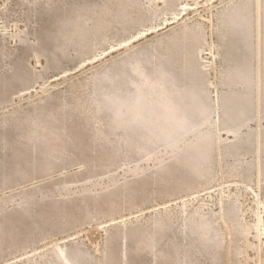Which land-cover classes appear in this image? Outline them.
<instances>
[{
  "label": "rangeland",
  "instance_id": "rangeland-1",
  "mask_svg": "<svg viewBox=\"0 0 264 264\" xmlns=\"http://www.w3.org/2000/svg\"><path fill=\"white\" fill-rule=\"evenodd\" d=\"M132 1L0 0V264H264L262 0Z\"/></svg>",
  "mask_w": 264,
  "mask_h": 264
},
{
  "label": "bare ground",
  "instance_id": "bare-ground-1",
  "mask_svg": "<svg viewBox=\"0 0 264 264\" xmlns=\"http://www.w3.org/2000/svg\"><path fill=\"white\" fill-rule=\"evenodd\" d=\"M67 1H68V0H67ZM109 1H110V0H109ZM121 1L124 2V1H127V0H121ZM129 1H132V0H129ZM76 2H77V1H76ZM103 2H104V1H103ZM116 2H117V1H116ZM123 2H122V3H123ZM132 2H133V1H132ZM136 2H137V1H136ZM244 3H245V2H244ZM261 3H263V5H261V6H263V8H264V1L262 0ZM70 4H71V3H70ZM126 4H127V3H126ZM52 5H53V4H52ZM63 5H64V3H63ZM123 5H125V3H124ZM240 5H241V4H240ZM247 5H248V4H247ZM249 5H250V4H249ZM249 5H248L247 7H249ZM49 6H50V5H49ZM54 6H55V5H54ZM61 6H62V5H61ZM61 6H60V7H61ZM64 6H65V5H64ZM100 6H101V5H100ZM117 6H118V5H117ZM119 6H121V5L119 4ZM245 6H246V5H245ZM70 7H71V5H70ZM242 7H243V6H241V8H242ZM47 8H48V7H47ZM52 8H53V7H52ZM56 8H57V7H56ZM65 8H67V7H65ZM104 8H105V7H104ZM113 8H114V7H113ZM115 8H116V7H115ZM120 8H121V7H120ZM238 8H240V6H239ZM238 8H237V10H239ZM249 8H250V7H249ZM101 9H102V8H101ZM117 9H118V8H117ZM117 9H116V10H117ZM124 9H127V7H125ZM235 9H236V8H235ZM244 9H246V7H245ZM33 10H34V9H33ZM118 10H119V9H118ZM121 10H122V9H121ZM230 10H234V8H233V9H230ZM240 10H241V9H240ZM261 10L264 11L263 9H261ZM34 11H35V10H34ZM38 11H39V10H38ZM40 11H41V10H40ZM44 11H46V10L44 9ZM66 11H67V10H66ZM243 11H244V10H243ZM249 11H250V10L248 9V12H249ZM49 12H51V11L49 10ZM55 12H56V11H55ZM58 12H59V10H58ZM123 12H124V11H123ZM230 12H231V14H232L233 11H230ZM230 12H229V14H228V12H227V14L230 15ZM234 12H235V11H234ZM237 12H238V11H237ZM250 12H251V11H250ZM59 13H60V12H59ZM61 13H62V11H61ZM65 13H66V12H65ZM65 13L63 12V14H58V15H56V16L54 15V16H55V17H60V16H63V15H66V14L69 13V12L67 11V13H66V14H65ZM238 13L240 14L241 12H238ZM242 13H243V12H242ZM242 13H241V14H242ZM33 14L35 15L34 12H33ZM43 14H44V13H43ZM43 14H42V15H43ZM47 14H48V13H47ZM236 14H237V13H235V14H233V15L235 16ZM239 14H238V16H243V15H241V14L239 15ZM247 14H249V13H247ZM37 15L40 16L41 14H40V15H39V14H36L35 16H37ZM45 15H46V14H45ZM48 15H49V14H48ZM48 15H47V16H48ZM262 15H263V18H262V22H263V21H264V14H262ZM262 15H261V16H262ZM52 16H53V13H52ZM54 16H53V17H54ZM234 16H233V17H234ZM246 16H247V15H246ZM246 16L243 17L242 20H244V18H245V20H246V19H247ZM249 16H250V15H249ZM43 17H44V16H43ZM43 17H42V18H43ZM229 17H230V19H231L232 16L230 15ZM229 17H228V18H229ZM39 18H40V17H39ZM42 18H41V19H42ZM228 18H227V19H228ZM234 18H236V16H235ZM240 18H241V17H240ZM240 18H239V19H240ZM37 19H38V18H37ZM250 19H251V18H250ZM42 20H43V19H42ZM42 20H41V21H42ZM228 20H229V19H228ZM232 20H234V19H232ZM236 20H237V18H236ZM240 20H241V19H240ZM242 20H241L240 22H243ZM248 20H249V19H248ZM234 21H235V20H234ZM55 22H56V21H55ZM57 22H58V21H57ZM57 22H56V23H57ZM224 22H225V20H224ZM226 22H228V21H226ZM236 22H237V21H236ZM245 22H246V21H245ZM56 23H55V24H56ZM67 23H68V22H67ZM67 23H66V24H67ZM70 23L72 24V21H71ZM84 23H85V22H84ZM222 23H223V22H222ZM229 23L231 24V23H233V21L231 22V20H230ZM229 23H228V25H229ZM238 23H239V21H238ZM59 24H60V23H59ZM71 24H70V25H71ZM223 24H224V23H223ZM242 24H243V23H242ZM244 24H247V23H244ZM226 25H227V24H226ZM228 25H227V26H228ZM234 25H236V23H235ZM238 25H239V24H238ZM238 25L235 26L234 28L236 29V27H238ZM247 25H248V24H247ZM263 25H264V24H263ZM74 26H75V25H74ZM222 26H223V25H222ZM227 26H225V27H227ZM242 26H243V25H242ZM242 26H241V27H242ZM250 26H251V25H250ZM261 26H262V25H261ZM55 27H56V26H55ZM63 27H64V26H63ZM244 27H245V25H244ZM65 28H66V27H65ZM222 28H224V27H222ZM229 28H231V31L233 30V27H232V26H230ZM229 28H228V29H229ZM245 28H246V27H245ZM245 28H244V29H245ZM262 28H263V27H261V29H262ZM59 29H60V28H59ZM76 29H77V27H76ZM224 29H225V28H224ZM228 29H227V30H228ZM238 29H239V28H238ZM238 29H237V31H238ZM240 29H241V28H240ZM240 29H239V30H240ZM250 29H251V28H250ZM250 29H249V30H250ZM263 29H264V28H263ZM263 29H262V30H263ZM82 30H83V29H82ZM242 30H243V29H242ZM245 30H247V28H246ZM234 31H235V30H234ZM263 31H264V30H263ZM263 31H262V33H263ZM84 32H85V31H84ZM239 32H240V31H239ZM239 32H236V33L239 34ZM245 32H246V31H245ZM245 32H244V33H245ZM61 33H62V32H61ZM78 33H79V32H78ZM229 33H230V31H229ZM234 33H235V32H234ZM240 33H241V32H240ZM242 33H243V32H242ZM242 33H241V35H243ZM247 33L249 34L250 32L248 31ZM72 34H73V32H72ZM72 34H71V35H72ZM59 35H60V34H59ZM74 35H76V34H74ZM241 35H240V36H241ZM40 36H41V35H40ZM83 36H85V35H83ZM234 36H235V35H234ZM238 36H239V35H238ZM244 36H245V35H244ZM260 36H261V35H260ZM71 37H72V36H71ZM73 37H74V36H73ZM242 37H243V36H242ZM245 37H247V36H245ZM250 37H251V35H250ZM43 38H44V37H43ZM105 38H106V37H105ZM182 38H183V37H182ZM194 38H195V37H194ZM236 38H237V37H236ZM236 38H235V39H236ZM261 38H262V37H261ZM40 39H41V38H40ZM179 39H180V38H179ZM245 39H246V38H245ZM245 39H244V40H245ZM247 39H248V38H247ZM247 39H246V40H247ZM43 40H44V39H43ZM46 40H49V41L51 42L50 44L54 43V40H53L52 37H50V34H48V36H47V38L44 40V42H45ZM217 40H218V38H217ZM242 40H243V39H242ZM244 40H243V41H244ZM262 40H263V39H262ZM49 41H47V42H49ZM180 41H181V40H180ZM229 41H230V39H229ZM236 41H237V40H236ZM236 41H233V42H236ZM243 41H242V42H243ZM250 41H251V38H250ZM250 41H249V42H250ZM47 42H46V43H47ZM177 42H179V40H178ZM177 42H176V43H177ZM239 42H240V41H238L237 43H239ZM244 42H245V41H244ZM176 43H175V44H176ZM237 43H236V44H237ZM247 43H248V41H247L246 43H244V44L246 45ZM260 43H262V42H260ZM48 44H49V43H48ZM50 44H49V45H50ZM173 44H174V43H173ZM175 44H174V45H175ZM178 44H179V43H178ZM231 44H233V43L231 42V43H230V46H231ZM241 44H242V43H241ZM244 44H242V45L244 46ZM249 44H250V46H251V42H250ZM249 44H248V45H249ZM52 45H53V44H52ZM179 45H180V44H179ZM242 45H241V46H242ZM234 46H235V45H234ZM239 46H240V45H239ZM241 46H240V48H241ZM243 46H242V47H243ZM90 47H91V46H90ZM177 47H178V46H177ZM177 47H175V48H177ZM184 47H185V46H184ZM187 47H188V46H187ZM187 47H186V49H187ZM189 47H190V46H189ZM189 47H188V48H189ZM237 47H238V46H237ZM246 47H247V46H246ZM246 47H244V48L246 49ZM261 47H262V46H261ZM175 48H174V49H175ZM182 48H183V47H182ZM228 48H229V47H228ZM235 48H236V47H235ZM238 48H239V47H238ZM238 48H236V49H238ZM240 48H239V49H240ZM248 48H249V47H248ZM174 49H173V51L176 52V50H178L179 48L176 49V50H174ZM242 49H243V48H242ZM245 49H244V50H245ZM263 49H264V48H263ZM184 50H185V49H184ZM229 50H230V49H229ZM232 50H233V49H232ZM247 50H248V49H247ZM247 50H245V51H247ZM249 50H251V48H250ZM238 51H239V50H238ZM238 51H237V52H238ZM224 52H227V51L224 50ZM237 52H235V53L237 54ZM222 53H223V52H222ZM229 53H230V52H229ZM262 53H264V52H262ZM225 54H226V53H225ZM227 54H228V52H227ZM244 54H246V52H245ZM249 54L251 55V53L248 51V54H247V55L249 56ZM220 55H221V54H220ZM222 55H223V54H222ZM239 55H241L240 52H239ZM263 55H264V54H262V55H260V56H263ZM233 56H234V55H233ZM233 56H232V57H233ZM235 56H236V55H235ZM242 56H243V54H242ZM242 56H241V58H242ZM251 56H252V55H251ZM223 57H224V56H223ZM227 57H228V59L230 58V56H227ZM227 57H226L225 60H228ZM224 58H225V57H224ZM237 58H238V57H237ZM250 58H251V57H250ZM234 59H236V58H234ZM244 59H245V58H244ZM262 59H264V58L262 57ZM151 60H152V59H151ZM165 60H166V59H165ZM239 60H240V59H239ZM242 60H243V58H242ZM248 60H249V59H248ZM232 61H233V60H232ZM246 61H247V60H246ZM227 62H229V61H227ZM236 62H240V61H236ZM262 62L264 63V60H263ZM137 63H138V62H137ZM137 63H136V64H137ZM248 63H250V62H248ZM259 63H260V62H259ZM225 64H226V63H225ZM238 64H239V63H238ZM238 64H237V65H234V63H233L235 69H237L235 66H239ZM242 64H243V62H242ZM245 64H246V62H245ZM132 65H133V64H132ZM223 65H224V64H223ZM227 65H228V63H227ZM240 65H241V64H240ZM249 65H251V64H249ZM249 65H248V66H249ZM262 66H263V65H262ZM136 67H137V66H136ZM228 67H229V66H228ZM228 67H226V68H228ZM239 67H240V66H239ZM243 67H244V66H243ZM243 67H242V68H243ZM246 67H247V65H246ZM251 67H252V66H251ZM168 68H169V67H168ZM226 68H225V69H226ZM232 68H233V67H232ZM234 68H233V70L236 71ZM247 68H248V67H247ZM263 68H264V67H263ZM263 68H262V69H263ZM230 69H231V68H230ZM248 69H249V68H248ZM248 69H247V70H248ZM250 69H251V68H250ZM237 70H238V69H237ZM240 70H241V69H240ZM109 71H110V70H109ZM121 71H122V70H121ZM159 71H160V70H159ZM249 71H250V70H249ZM249 71H248V72H249ZM227 72H228V71H227ZM237 72H238V71H237ZM237 72H236V73H237ZM239 72H240V71H239ZM241 72H242V71H241ZM245 72H246V71H245ZM248 72H246V73H248ZM251 72H252V71H251ZM111 73H112V72H111ZM232 74H233V72H232ZM240 74H241V73H240ZM242 74H243V73H242ZM248 74H249V73H248ZM119 75H120V74H119ZM122 75H123V74H122ZM229 75H231V73H230ZM235 75H236V74H235ZM235 75H234V76L231 75V76L234 78ZM244 75H245V73H244ZM244 75H243V76H244ZM246 75H247V74H246ZM246 75H245V76H246ZM156 76H157V74H156ZM195 76H196V75H195ZM227 76H228V75H227ZM236 76H238V75H236ZM151 77H152V76H151ZM157 77H158V76H157ZM171 77H172V76H171ZM246 77H247V76H246ZM158 78H159V77H158ZM248 78L250 79L249 76H248ZM116 79H117V78H116ZM153 79H154V78H153ZM190 79H191V78H190ZM159 80H160V79H159ZM243 80H244V79H243ZM246 80L249 81L248 79H246ZM246 80H245V81H246ZM27 81H28V80H27ZM117 81H118V79H117ZM236 81L238 82V80H236ZM236 81H235V82H236ZM250 81H251V80H250ZM119 82H120V81H119ZM119 82H118V83H119ZM162 82H163V81H161V84H162ZM233 82H234V81H233ZM120 83H121V82H120ZM152 83H153V82H152ZM154 83H155V82H154ZM164 83H165V82H164ZM229 83H230V82H229ZM238 83H239V82H238ZM242 83H243V82H242ZM244 83H245V82H244ZM246 83L248 84V82H246ZM246 83H245V84H246ZM254 83H255V82H254ZM127 84H128V83H127ZM194 84H195V83H194ZM231 84H233L232 81H231ZM119 85H120V84H119ZM134 85H135V84H134ZM235 85H238V84L235 83ZM240 85H241V82H240ZM101 86H102V85H101ZM108 86H109V85H108ZM147 86H148V85H147ZM110 87H111V86H110ZM178 87H179V86H178ZM192 87H193V86H192ZM246 87H247V86H246ZM100 88H101V87H100ZM100 88H99V89H100ZM113 88H114V87H113ZM115 88H116V87H115ZM241 88H242V87H241ZM122 89H123V88H122ZM188 89H189V88H188ZM197 89H198V88H197ZM197 89H196V90H190V91H191V94H192V96L194 97V100L196 101V103L200 101L199 103H200V106L202 107L203 104H204V103H203L204 100H203L202 97L200 96L199 92H197ZM243 89H245V88H243ZM247 89H248V87H247ZM247 89H245V90H247ZM241 90H242V89H241ZM245 90H244V91H245ZM246 92H247V91H246ZM178 93H179V92H178ZM189 94H190V93H189ZM132 95H133V94H132ZM175 95H176V94H175ZM177 96H178V95H177ZM182 96H183V95H182ZM242 96H243V94H242ZM244 96H246V94H244ZM126 97H127V96H126ZM154 97H155V96H154ZM154 97H153V98H154ZM238 97H239V95H238ZM140 98H142V97H140ZM162 98L164 99V97H162ZM166 98H167V96H166ZM184 98H186V97H184ZM244 98H245V97L241 98L240 101H238V102H234V103H233V102H229V101L226 102L225 110H224V111H225V112H224V122H225V123H233V122H235V121L238 120V118L240 117V113H241V112H242V114H244V113L246 112V111H245L246 106L244 105V102H245L246 100H245ZM121 99H122V98H121ZM121 99H120V100H121ZM167 99H168V98H167ZM124 100H125V99H124ZM124 100L119 101V104H118V114H119V115L123 112L124 108L126 109L127 104H129V101H124ZM141 100H142V99H141ZM178 100H179V98H178ZM186 100H187V99H186ZM244 100H245V101H244ZM138 101H139V100H134V105H135V106H134V110L136 111V116H138L139 114H141L140 117H142L143 114H144V112H143V108H140V106L137 105L138 103H136V102H138ZM163 101H164V100H163ZM179 101H180V100H179ZM177 102H178V101H177ZM188 102H189V100H188ZM160 103H161V102H160ZM175 103H176V102H175ZM194 103H195V102H194ZM246 103H247V102H246ZM139 104H140V102H139ZM170 104H171V102H170ZM189 104H190V103H189ZM248 104H249V103H247V105H248ZM113 105H114V104H113ZM142 105H143V104H142ZM171 105H172V104H171ZM171 105L168 104V101H167V103L163 102V104H161V106H160V108H161V112H164L163 114H164L165 116L167 115L166 117H167V119H168V120H167L168 123H170V124H172V125H173V124H174V125L176 124L178 127L183 126V121L186 120L187 117L180 116V115H177V114H173V113H174V109L172 110V109H171L172 107H171V108L169 107V106H171ZM174 105H175V104H174ZM174 105H173V106H174ZM186 105H187V104H186ZM190 105H191V104H190ZM180 106H181V105H180ZM182 106H183V105H182ZM142 107H143V106H142ZM176 107H177V106H176ZM190 107H191V106H190ZM158 108H159V107H158ZM160 108H159V110H160ZM182 109H183V108H182ZM195 109H197V107H196ZM213 109H214V108H213ZM80 110H81V112H82V111L84 112V109H83V108H80ZM175 110H176V109H175ZM192 110H193V109H192ZM246 110H247V109H246ZM155 111H156V110H155ZM185 111H186V110H185ZM189 111H190V110H189ZM131 112H132V110H131ZM156 112L158 113L159 111H156ZM191 112H192V111H191ZM198 112H199V111H198ZM201 112H202V111H201ZM150 113H151V112H150ZM152 113H153V112H152ZM111 114H112V113H111ZM180 114H181V113H180ZM205 114H206V113H205ZM40 115H41V114H40ZM122 115H123V114H122ZM144 115H145V114H144ZM147 115H148V114H147ZM160 115H161V114H160ZM184 115H185V114H184ZM136 116H135V117H136ZM192 116H193V115H192ZM207 116H208V115H207ZM129 117H130V116H129ZM199 117H201V116H199ZM33 118H34V117H33ZM33 118H32V119H33ZM131 118H132V117H131ZM161 118H162V117H161ZM161 118H160V119H161ZM202 118H203V116H202ZM155 119H156V118H155ZM187 121H188V120H187ZM145 122H146V121H145ZM155 122H156V121H155ZM185 122H186V121H185ZM144 125H145V124H144ZM164 125H165V124H164ZM189 125H190V124H189ZM140 126H141V125H140ZM148 126H149V125H148ZM165 126H166V125H165ZM167 126H168V125H167ZM170 126H171V125H170ZM238 126H239V125H238ZM175 127H176V126H175ZM159 128H160V127H159ZM165 128H166V127H165ZM185 128H186V127H185ZM169 129H170V128H169ZM62 130H63V132H66L65 128L62 129ZM161 131H162V130H161ZM161 135H162V134H161ZM60 136H61V135H60ZM162 136H163V135H162ZM32 138H33V137H32ZM161 139H162V138H161ZM164 141H166V140H164ZM36 143H37V142H36ZM32 144H33V143H32ZM124 144H125V143H124ZM8 146H9V143H8ZM199 154H201V153H199ZM199 158H200V157H199ZM199 158H198V159H199ZM196 161H197V159H196ZM189 162H190V161H189ZM191 162H193V161H191ZM194 162H195V161H194ZM194 162H193V163H194ZM198 162H199V161H198ZM183 164H184V163H183ZM185 164H186V163H185ZM190 165H194V164H190ZM214 165H215V164H214ZM193 168H194V167H193ZM190 169H191V168H190ZM187 174H188V173H187ZM36 215H38V214L36 213ZM202 222H203V221H202ZM2 224H3V223H2ZM2 224H1V227H2ZM15 224H16V222L14 221V219H8L6 222H4V227H5V226L7 227V228H6V227H5V228L8 230V232H9L10 235H11L12 232H13L11 229H13V230L16 229V228L14 227ZM201 225H202V223H201ZM192 226H193V225H192ZM8 227H9V228H8ZM191 229H192V228H191ZM2 230H3V229H2ZM37 230H38V229H37ZM50 230H51V229H50ZM32 232H33V231H32ZM130 234H131V233H130ZM32 237H33V236H32ZM126 237H127V233H126ZM139 237H140V235H139ZM34 238H35V237H34ZM129 238H130V237H129ZM147 238H148V237H147ZM151 238H152V237H151ZM6 240H7V239H6ZM130 240H131V239H130ZM130 240H129V241H130ZM149 240H150V239H149ZM133 241H134V240H133ZM32 242H33V241H32ZM148 242H149V241H148ZM147 244H148V243H147ZM72 252H73V251H72ZM62 253H63V252H62ZM77 253H78V252H77ZM65 254H66V253H65ZM67 254H68V253H67ZM81 254H82V253H81ZM81 254H80V255H81ZM57 255H58V253H57ZM76 255H77V254H76ZM78 256H79V255H78ZM66 258H67V259H66V263H65V264H72L73 262H72L71 260H72V258H73V261H74V260L76 259V256H75L74 253H73V254H68ZM77 259H78V258H77ZM81 259H82V258H81ZM50 261H51V260H50ZM173 261H174V260H173ZM182 261H183V259H182ZM77 262H78V261H77ZM80 263H81V262H80ZM82 263H83V262H82ZM78 264H79V263H78ZM173 264H174V263H173Z\"/></svg>",
  "mask_w": 264,
  "mask_h": 264
}]
</instances>
